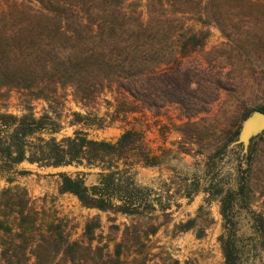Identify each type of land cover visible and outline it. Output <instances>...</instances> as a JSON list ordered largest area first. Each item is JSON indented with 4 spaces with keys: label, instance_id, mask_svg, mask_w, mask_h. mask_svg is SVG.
<instances>
[{
    "label": "trees",
    "instance_id": "1",
    "mask_svg": "<svg viewBox=\"0 0 264 264\" xmlns=\"http://www.w3.org/2000/svg\"><path fill=\"white\" fill-rule=\"evenodd\" d=\"M255 1L0 0V104L17 92L26 106L21 116L0 112V176L9 184L0 195V264H130L131 251L144 255L140 264H146L148 244L163 226L153 214L158 209L167 214L168 207L150 200L152 190L137 184L132 169L136 164L156 166L158 157L133 130L115 142L90 139L83 131L58 140L61 125L53 117V103L62 89L72 87L74 99L89 108L104 91L115 89L142 108L180 106L189 119L182 132L198 135L192 119L241 86L230 77L233 70L195 66L190 59L205 46L214 22L221 28L223 18L258 6ZM260 9L264 12V7L254 10ZM28 98L45 101L49 110L36 117ZM258 110L264 112V106ZM78 116V124H96ZM233 141L230 136L227 145ZM23 163L99 169L91 186L82 173L60 174L59 192L75 196L86 209L130 220L123 230L110 227L114 249L96 234L102 227L98 217L85 226L87 242L71 241L57 211L36 208L28 190L11 177ZM237 172L229 189L205 191L220 201L224 223L218 242L224 264H245L252 252L264 261L262 155L250 151ZM186 198L191 201L193 194ZM243 212L251 215L247 229L240 225ZM203 214L202 206L196 218L176 230L195 229ZM141 220L148 221L142 225ZM134 260L132 264L139 263Z\"/></svg>",
    "mask_w": 264,
    "mask_h": 264
},
{
    "label": "rangeland",
    "instance_id": "2",
    "mask_svg": "<svg viewBox=\"0 0 264 264\" xmlns=\"http://www.w3.org/2000/svg\"><path fill=\"white\" fill-rule=\"evenodd\" d=\"M254 3L264 7V0ZM258 6L227 15L221 20V28L214 22L205 46L190 59L195 66L203 63L204 67H225V72L233 70L235 73L230 77L241 86L236 92L223 93L207 111L192 119L193 130L198 132L196 136L182 132L189 119L180 106L169 105L162 111L142 108L115 89L104 91L89 108L74 99L72 87L62 89L60 98L53 103L56 111L53 117L61 125L60 133L55 135L58 140L83 131L90 139L115 142L123 133L133 130L142 134L152 155L158 157L156 166L136 164L132 169L137 184L152 190L150 200L168 207L167 214L159 209L153 214L155 222L163 226L148 244L151 252L147 250L150 255L146 264L171 261L178 264H224L218 242L224 223L220 201L205 191L209 189L212 193L217 188L232 187L243 156L247 157L250 151H258L264 159V131L252 135L246 147L240 142L244 121L264 106V12L254 10L259 9ZM201 27L199 24L198 29ZM19 97L17 92H12L1 102L0 112L23 115L26 106ZM26 101L36 117L49 110L43 100L28 98ZM78 115L91 117L96 124L88 121L78 124L77 121L82 119ZM230 136L234 141L227 145ZM20 171L30 173L21 175ZM99 171L75 166L39 168L23 163L11 177L16 180L15 185L28 190L36 208L51 207L64 218L71 241L87 242L85 226L90 219L98 217L102 227L96 234L102 237L103 243H108L113 232L110 227L116 224L123 230L130 220L122 215L86 209L75 196L59 192L60 174L76 177L82 173L87 185L91 186L97 182ZM210 184L215 188L210 189ZM8 186L6 179L0 176V195ZM189 193L193 194L191 201L186 198ZM202 206L206 214L199 217L195 229L185 233L176 230V225L196 218ZM110 217L116 221L110 222ZM147 221L139 223L145 225ZM240 222L241 227L247 229L251 215L241 213ZM114 245L113 241L110 242L111 249ZM128 255L130 264L135 263L134 259L140 264L145 257L136 255L135 251ZM151 255L157 258L152 259ZM244 260L245 264H264L254 252Z\"/></svg>",
    "mask_w": 264,
    "mask_h": 264
},
{
    "label": "water",
    "instance_id": "3",
    "mask_svg": "<svg viewBox=\"0 0 264 264\" xmlns=\"http://www.w3.org/2000/svg\"><path fill=\"white\" fill-rule=\"evenodd\" d=\"M264 131V112L255 111L249 118H247L242 126L240 133V142L247 146L252 135H256Z\"/></svg>",
    "mask_w": 264,
    "mask_h": 264
}]
</instances>
